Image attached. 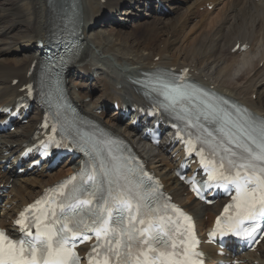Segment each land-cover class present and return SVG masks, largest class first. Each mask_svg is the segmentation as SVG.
<instances>
[{
	"label": "bare ground",
	"instance_id": "6f19581e",
	"mask_svg": "<svg viewBox=\"0 0 264 264\" xmlns=\"http://www.w3.org/2000/svg\"><path fill=\"white\" fill-rule=\"evenodd\" d=\"M154 1L69 2V9L78 18L83 48L80 60L67 70V87L72 101L81 111L111 131L133 139L139 153L146 157L149 169L162 177L174 200L193 213L199 233H202L208 226L205 219H212L221 205L201 206L173 176L174 161L162 148L153 149L143 144L137 131L129 128L131 122L125 125L117 111L113 117H108L104 110L108 111L115 102L127 105L138 102L140 97L130 82H141L149 71L190 68L198 82L237 100L264 118V1H229L226 4L228 15L220 16L207 34L206 17L210 12L200 14L199 10L204 5L217 7L224 0H163L165 7L175 15L171 18L159 15L158 6H152ZM52 3V0H0V108L15 106L16 101L26 95L23 87L36 80L42 49L49 43V32L58 22L56 12H60L58 8L61 10V6L53 7ZM148 3L150 9L146 7ZM122 6L125 10L116 20L114 17L119 16ZM106 20H115L113 24L118 28L107 35L97 27L99 22ZM140 30H145L146 38H138ZM238 43L249 45L248 52L232 54ZM35 63L31 75V66ZM261 63L263 68L259 69ZM96 70L100 76L93 79ZM254 94L257 100L252 98ZM93 95H97L94 100ZM88 98L90 102H86ZM41 115L36 108L27 124L0 136V161L7 159L4 154L8 151L16 152L23 143L31 141ZM78 167V162L65 163L51 174L38 176L15 177L11 170L0 173V226L11 230L10 220L21 207ZM2 168L0 163V170ZM9 185L12 186L7 189ZM1 186L7 190H2ZM203 250L215 257L216 251L211 245L203 246ZM239 259L245 264H264V241L257 252L242 254Z\"/></svg>",
	"mask_w": 264,
	"mask_h": 264
},
{
	"label": "snow or ice",
	"instance_id": "6c2138e0",
	"mask_svg": "<svg viewBox=\"0 0 264 264\" xmlns=\"http://www.w3.org/2000/svg\"><path fill=\"white\" fill-rule=\"evenodd\" d=\"M162 87L166 98L173 104L191 95L186 86L164 83ZM198 121L199 117L197 123L192 126L202 128L208 137H212L213 132L204 128ZM235 127L236 132L226 133L227 143L242 151L237 153L232 147H227L221 142L219 147L223 149L224 154L220 156L219 167L213 164L209 171V180L222 181L221 186L233 184L236 188L234 204L224 209L225 213H228L229 208L234 207L236 212L233 216H227L224 224L218 217L216 230L221 235L226 231L237 236L251 235L256 231L255 224L250 230L241 229L240 225L245 220L255 222L258 217H264V122L258 126L236 123ZM219 131L223 132V128ZM189 148L190 151L193 150L191 142ZM201 163H205L203 156ZM100 167L104 170L103 162ZM103 175L107 177L108 172L104 170ZM87 179L92 182L91 190L73 187L71 193L60 203L53 202L49 208L40 209L31 223H25V213L36 209L41 201L38 200L36 204L21 212L16 224L22 230L28 229L21 239L12 240L0 230V264H79V258L66 245L70 238L77 236H81L84 241L91 239L88 233H94L96 239V244L92 247V253L96 256L89 254V264H197L191 258L198 255L191 251L197 243L194 237L190 247L180 250L175 241L165 239L168 234L164 233L162 228L157 227L153 231L154 226L151 223L148 227L137 228L133 202L135 201L136 213H139L142 207H148L144 203L147 194L138 190L139 185L134 191L132 188L120 189L117 183L114 189V182L109 179L107 188H104L96 179L95 169L88 174ZM82 194H86L87 198L82 199ZM138 223L145 225L146 221L139 219ZM32 227L36 229L34 235ZM211 235H215V232ZM101 256L103 258L99 259Z\"/></svg>",
	"mask_w": 264,
	"mask_h": 264
},
{
	"label": "rangeland",
	"instance_id": "374dc122",
	"mask_svg": "<svg viewBox=\"0 0 264 264\" xmlns=\"http://www.w3.org/2000/svg\"><path fill=\"white\" fill-rule=\"evenodd\" d=\"M229 1H231V0H224L221 4H219V5H217V8L216 9H213V10H208L207 9V7H205V6H202V8H200V10H199V13L200 14H202V13H204V12H206V11H208V12H210V14H208L207 15V17H206V22H207V25H206V28H205V33L207 34V32L208 33H210L211 31H212V28H214V26L217 24V21L220 19V18H223V17H225V14H226V16L228 15V11L229 10H227L228 9V6L226 5V4H228V2ZM126 4L128 5V2H126L125 3V6H126ZM125 6H122L121 8H120V12L118 11V17H120V14H121V12L123 11V10H125L124 8H125ZM227 11V13H225ZM199 15V14H198ZM197 15V16H198ZM223 15V16H222ZM171 16L173 17V16H175V15H173V14H171ZM171 16H169V18H171ZM220 16H222V17H220ZM199 17V16H198ZM220 17V18H219ZM114 22V21H113ZM113 22L110 20V21H108V20H106V22H104V23H101V22H99L97 25V27H99V30H102L101 32H103L105 35H107V32H109V33H111V32H113V31H116L118 28L115 26V24H113ZM133 22V21H132ZM132 22H130L131 24H132ZM100 26H102L101 28H100ZM104 26V27H103ZM114 28H113V27ZM132 28V27H131ZM134 29V28H133ZM216 29V28H215ZM143 36H145V37H143ZM195 36V35H194ZM194 36H192V37H194ZM138 38H146V35H145V30H140L139 32H138ZM146 45L148 46L149 45V43L147 42L146 43ZM161 47H163L162 45H161ZM227 49V48H226ZM225 49V51H228V49L226 50ZM255 64H257V62H255ZM260 66H261V68H260ZM259 66V69H262V64ZM253 96V99L254 100H257V97H256V95H252ZM97 97V95H93L92 96V99L94 100V98H96ZM255 97V98H254ZM88 101V100H87ZM108 112H109V115H108ZM107 113H106V116H108V117H113V115H114V113H113V115L112 114H110L111 113V108H109V111H108Z\"/></svg>",
	"mask_w": 264,
	"mask_h": 264
}]
</instances>
